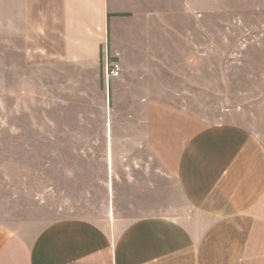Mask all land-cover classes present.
<instances>
[{
	"label": "crops",
	"instance_id": "crops-1",
	"mask_svg": "<svg viewBox=\"0 0 264 264\" xmlns=\"http://www.w3.org/2000/svg\"><path fill=\"white\" fill-rule=\"evenodd\" d=\"M14 7L66 161L45 213L0 217V264H264V0Z\"/></svg>",
	"mask_w": 264,
	"mask_h": 264
},
{
	"label": "rangeland",
	"instance_id": "rangeland-1",
	"mask_svg": "<svg viewBox=\"0 0 264 264\" xmlns=\"http://www.w3.org/2000/svg\"><path fill=\"white\" fill-rule=\"evenodd\" d=\"M11 11L0 21V217L36 216L45 213L46 189L53 187L59 174L54 166L66 161L57 151L65 147L64 142L54 140L49 122L65 116L55 108L52 91L44 93L33 86V76L28 91L22 83V53L15 47L21 34L13 16L15 7ZM117 207L129 214L127 206Z\"/></svg>",
	"mask_w": 264,
	"mask_h": 264
},
{
	"label": "built area",
	"instance_id": "built-area-1",
	"mask_svg": "<svg viewBox=\"0 0 264 264\" xmlns=\"http://www.w3.org/2000/svg\"><path fill=\"white\" fill-rule=\"evenodd\" d=\"M121 72L120 64L117 61L109 60L104 70V81L108 86L111 79L115 76H119Z\"/></svg>",
	"mask_w": 264,
	"mask_h": 264
}]
</instances>
